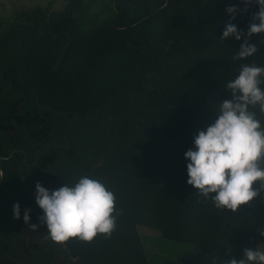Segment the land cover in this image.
I'll list each match as a JSON object with an SVG mask.
<instances>
[{
	"label": "trees",
	"instance_id": "obj_1",
	"mask_svg": "<svg viewBox=\"0 0 264 264\" xmlns=\"http://www.w3.org/2000/svg\"><path fill=\"white\" fill-rule=\"evenodd\" d=\"M228 6L238 8L234 20ZM244 8L62 0L0 15V264H154L145 234L190 244L170 264H225L263 250L264 192L220 211L187 183L184 155L232 98L225 85L240 65L264 67V33L251 37L258 50L244 61L232 59L243 38H220L229 20L247 31L258 5ZM83 175L114 192L115 231L92 242L45 239L36 183L55 190ZM29 208L35 230L23 219Z\"/></svg>",
	"mask_w": 264,
	"mask_h": 264
},
{
	"label": "clouds",
	"instance_id": "obj_2",
	"mask_svg": "<svg viewBox=\"0 0 264 264\" xmlns=\"http://www.w3.org/2000/svg\"><path fill=\"white\" fill-rule=\"evenodd\" d=\"M255 2L258 11L252 14L247 31L239 30L229 20L224 27L226 40L243 38V43L233 56L234 61H244L258 48L250 43L251 37L264 33V0H244L247 11ZM226 11L235 19L236 6ZM264 43V39L261 40ZM264 67L256 63L240 65L238 75L225 87L232 94L216 108L217 119L194 136V148L185 152L187 183L193 186L220 211L235 213L264 192V127L257 118L264 114ZM259 186L254 188V184ZM36 203L42 210L40 224L46 225L45 239L63 244L72 238L92 242L98 235L110 238L117 227L122 210L116 207V196L106 184L88 175L81 176L73 185L50 190L36 183ZM31 209H26L24 222L33 230ZM14 219H20L19 202L13 205ZM264 235V231L260 232ZM225 264H264V250L245 248L242 258H231Z\"/></svg>",
	"mask_w": 264,
	"mask_h": 264
},
{
	"label": "rangeland",
	"instance_id": "obj_3",
	"mask_svg": "<svg viewBox=\"0 0 264 264\" xmlns=\"http://www.w3.org/2000/svg\"><path fill=\"white\" fill-rule=\"evenodd\" d=\"M61 2L62 0H0V15L3 17H8L13 14L15 10L32 8L40 5H52L54 7L56 5L58 6ZM142 237L146 241V243H151V245H149L148 247L151 248V258L152 261H154V264H170L166 262L170 258H172L173 255H180L179 247L182 249V251L190 248V244L173 242L172 240L160 238L153 235L145 234ZM157 249V253L160 254V261H157L153 256L155 250ZM262 249L264 250V247H262ZM165 255L166 258H164Z\"/></svg>",
	"mask_w": 264,
	"mask_h": 264
},
{
	"label": "water",
	"instance_id": "obj_4",
	"mask_svg": "<svg viewBox=\"0 0 264 264\" xmlns=\"http://www.w3.org/2000/svg\"><path fill=\"white\" fill-rule=\"evenodd\" d=\"M13 153H14V151L12 152V153H10V156H12L13 155ZM0 158H3L2 156H0ZM2 170L0 169V179H1V177H2Z\"/></svg>",
	"mask_w": 264,
	"mask_h": 264
}]
</instances>
